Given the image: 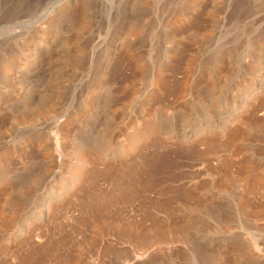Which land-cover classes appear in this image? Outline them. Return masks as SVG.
<instances>
[{"label":"rangeland","instance_id":"obj_1","mask_svg":"<svg viewBox=\"0 0 264 264\" xmlns=\"http://www.w3.org/2000/svg\"><path fill=\"white\" fill-rule=\"evenodd\" d=\"M263 85L264 0H0V188L32 220L0 249L36 264H264V190L222 186L221 157L199 155ZM145 158L160 194L123 211L128 242L103 235L91 216L102 212L77 208L92 172ZM44 192L54 201L40 220Z\"/></svg>","mask_w":264,"mask_h":264},{"label":"bare ground","instance_id":"obj_2","mask_svg":"<svg viewBox=\"0 0 264 264\" xmlns=\"http://www.w3.org/2000/svg\"><path fill=\"white\" fill-rule=\"evenodd\" d=\"M262 91H264V85L261 87H258L254 91L255 92L254 94H251V96L249 98L244 99V101H242L239 105H237L234 108L233 113L231 112V114L227 118V120H226L227 122H225L224 125H220V130L226 132L224 137L223 136L220 137L219 135H216L213 133H211L210 135H207L206 137H203L202 143L204 145V149L199 154L200 158L205 157V156H212V157H219V158L221 157V159L219 160V163H218L219 166H217V169H218L219 173L221 174L220 184L226 188H232L234 186L237 188L238 192H239V190H242L240 192L245 193L246 197L250 196V195L256 196L258 193H261L260 190H262V191L264 190V174H263V171L260 170V169H263V168H260L261 167L260 161H262V162L264 161V148L259 147L257 144H254L251 142V141H255L256 139H258L253 134V132H255L256 130H259L261 132V135H259V137L262 139V142H264V115L258 116L256 113L258 111L264 110V107H262V105H261V102H262L264 97L261 99L255 100V95L261 93ZM252 100L253 101L255 100V101L251 102ZM250 102L252 103L251 105H250ZM244 112H246V114L243 117H241V121H238L239 123L237 125H235L234 128L228 129L229 125H231L230 124L231 121L238 118V116ZM156 128H157L156 125L146 124L144 126V128H142V130H143L145 135L146 134L153 135ZM143 132H142V134H143ZM191 141H193V140H191ZM89 160H90V163L93 164L94 162L97 161V158L96 157L93 159L89 158ZM149 161L150 160L148 158L147 159L145 158L142 161V164L140 166H138L139 164L136 166L132 165L130 167L128 165L127 167H129V168H127V170H125V172L120 173V174H119V172H121V170L122 171H124V170L123 169H121V170L117 169L119 172L118 171L116 172V170H113V168H111L112 166L106 167L105 169H102L103 170L102 172H99L100 170H98V171L96 170L97 172H95V171L92 172L93 175H92V177L90 176V178H89L90 181L88 183V186L85 185L86 186V193L84 195V193H83L84 191L82 192L83 195H81L78 199L79 201L77 202L78 203L77 208H78V211H99L100 213L102 212L101 215H99V214L98 215H96V214L92 215L91 214V216L94 219V222L97 223V225H98L97 227L99 228L100 233H102L103 235L107 234L108 232H114V233H116L117 238H120V239L125 238L128 242V240L130 239L129 235H131V224L128 221H126V219L123 218V216H124L123 211H128V208L131 206V204L134 203L135 200H138L140 198L142 200L144 198L143 195L148 191L154 192L156 194H160V192H159L160 190L157 189L160 185L159 184L160 181H159V179L157 177V173L155 171L157 169V167H156V169L154 167H151L152 164L150 166ZM81 166H82V164H81ZM89 167H91V165ZM79 179H80V176H79ZM86 179H87V177H86ZM100 180L107 182L109 184L110 188L108 190L106 189V191H104V192L95 191L97 189L96 187H98L97 184ZM76 183H77V181H76ZM8 191H9L8 187L0 188V241H4V242H8V241H11L13 239H18L20 237L28 235L27 233H29V231H31V229H30L31 223L30 222L32 221V220H30L28 212L23 211V210L21 212V210L16 209L15 206H14L15 208H13L12 206L9 205L10 201L7 198H5L8 196ZM194 191H196V190H194ZM163 193L164 192H162V194ZM46 194H50V193H45L43 195L45 202L43 201L44 199L42 201L44 202L45 207L42 206L43 215L42 216L40 215L41 216L39 218L40 220H42V219H44V217L48 216L47 214L50 211V209H49L50 206L49 207H46V206L51 205L52 202L54 201V199L52 197H50V195L54 196L53 192L50 195H46ZM54 197H56V196H54ZM166 197H167V200L164 199L165 202L163 201L164 204L162 203V207H164L166 210L169 211L172 208V205H171L172 202L175 201V203H176V200H173V198H172V200L169 199V197H171V196H169V197L166 196ZM195 198L199 199V197L197 198V194L195 195ZM200 200L201 199H199V202H200ZM250 203L253 204L254 202H252V201L248 202L246 204V207H247V209L249 208L250 211H253L252 209H254V207ZM142 206H144V205H142ZM4 207L7 209V211H4ZM245 210H246V208H245ZM104 211H111V212H110V214L103 215ZM87 221H89V220H87ZM97 232H95V233H97ZM132 232H134V231H132ZM114 233H113V235H114ZM140 236H141V234H140ZM144 238H142L143 241H145L147 239L146 238L144 240ZM95 239L96 238H94L93 241ZM11 245L5 244L4 246H6V247H3V248L1 245L0 264H8L9 260L10 259L13 260V258H14V261L10 260L9 263H11V264H36L35 261H32V260H34L31 257L32 254L30 255L31 258L29 257L31 259V262H29L27 260H26L27 261L26 262L25 256H24L26 254L22 253V254H24L23 255L24 260H23L20 257V253H18L20 250H15L14 246H11ZM56 246H58V245H56ZM15 247H17V246H15ZM22 248H24V247H22ZM18 249H19V247H18ZM78 251H79V249H78ZM70 252H71V250H70ZM79 252L82 253L81 251H79ZM110 252L111 251H109V253ZM25 253H28V250ZM55 253H54V255H55ZM113 253H114V251H113ZM60 255H62V252ZM85 255H86V253H85ZM28 256H29V254H28ZM116 256H117V254H116ZM26 258H28V257H26ZM17 259H18V263H15V260H17ZM61 259H63V258H61ZM58 260H59V258H58ZM42 261H40V262H42ZM12 262H14V263H12ZM32 262H35V263H32ZM79 262H80L79 256L77 257L75 255L74 256L70 255L69 257L61 260L58 263L59 264H79ZM37 264H40L39 261Z\"/></svg>","mask_w":264,"mask_h":264}]
</instances>
